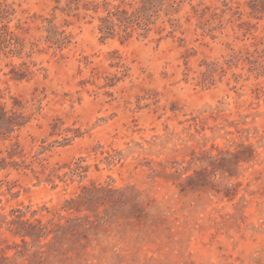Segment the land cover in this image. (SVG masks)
<instances>
[{
  "label": "rangeland",
  "instance_id": "obj_1",
  "mask_svg": "<svg viewBox=\"0 0 264 264\" xmlns=\"http://www.w3.org/2000/svg\"><path fill=\"white\" fill-rule=\"evenodd\" d=\"M0 264H264V0H0Z\"/></svg>",
  "mask_w": 264,
  "mask_h": 264
}]
</instances>
